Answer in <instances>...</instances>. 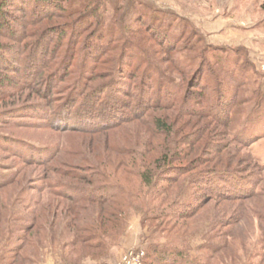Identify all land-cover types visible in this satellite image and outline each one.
<instances>
[{
  "label": "trees",
  "instance_id": "trees-1",
  "mask_svg": "<svg viewBox=\"0 0 264 264\" xmlns=\"http://www.w3.org/2000/svg\"><path fill=\"white\" fill-rule=\"evenodd\" d=\"M27 2L28 5H33L36 14L33 12L34 15L24 24L23 31L19 36L16 35L18 45L11 46L9 49L7 43L2 41L6 38L4 32L9 31L11 36H14L16 31L9 27V21H5L7 11H3V8L7 6L23 10ZM260 7L264 11V1ZM97 9L98 7L92 2L85 0H0V62L2 61V66L11 74L19 72L23 80L10 81L9 73L0 75V87L5 91L7 88L4 84L10 83L9 86L13 91L7 93L8 95L27 89V92H34L33 102L20 110V112H26L27 119H39L41 126L56 133L85 132L84 129H86L96 134L111 129V123H113L111 114L115 109L126 108L128 113L119 114L117 121L142 124L147 127L151 137L157 135L160 139V144L157 146L140 152L136 149L138 142L133 138L141 132L131 131L133 141H130L131 154L128 157L132 159V169L122 170L125 174L136 177L139 187L145 191H142L141 196H134L129 190L128 192L122 190L121 177L112 172L113 169L118 171L119 168L127 166L123 158L117 157L116 162L108 156L106 163H97L94 161L96 157L86 152L83 156L81 153H79L81 155L77 154L82 156L79 160L63 162L58 155L65 149L59 145L33 146L28 143L23 145L29 151L32 150L28 155L16 149L12 150L19 160L27 163L28 166L41 167L46 174L42 177L41 185L36 187L39 196L42 197L47 192L56 198H65L70 203L66 205L69 207H66L61 201L53 204L49 200L44 202L40 198L41 200L32 204L34 211L28 220L40 230L43 227V220L40 219L43 212L48 214L47 219L50 221L47 223H53L55 227L59 226L57 223L62 218L70 231L68 242L70 246L74 250L81 247L87 251L86 254L92 256L103 254L111 245V239L120 235L128 215L125 207H138L139 200L145 207L151 204L146 214L153 212L162 217L177 219V222L182 220L181 226L186 225L184 221L196 214V211L195 209L193 211L177 209L173 203L174 199L171 198L173 191L170 192L169 189L173 185L181 188L185 184L184 176L188 173L198 175V182L203 183L207 196H210L208 200L230 201L246 196L245 186L253 182L252 178L248 176L244 178L241 175L244 169L237 168L240 167L238 165L240 160L237 165L232 163L233 156L229 154H231L230 151L248 147L256 138L241 127V124L251 122L250 114H252L247 113L245 116L242 106L255 99L254 107L259 109L258 111L264 109L262 87L255 90L250 87L244 91L243 88L251 84L245 78L238 82L234 81L236 87L231 94L219 85L212 90L214 94L209 95L210 87L203 84L204 66L192 68L194 56L188 58L186 65L180 64L175 57L171 58V72L179 76L175 77L177 81L173 82L169 69L158 68L154 65L155 63L147 61L148 59L146 62L138 61L131 64L134 57L137 58L136 53H124L126 56L123 54L121 58L131 59L130 63L124 64L128 71L123 74L126 84L121 82V85H125H120L118 90L121 91L111 93L107 81L111 80L118 67L111 66V58H115L111 57V31L107 30L108 37L105 39V34L102 33L104 25L97 14ZM95 14L97 18L94 19ZM58 19L62 22H58ZM66 19L68 20L65 21ZM46 29L50 33H55L53 34L55 36H53L54 39L49 40V43H42ZM96 30L99 33L96 40L100 42V45L93 42L95 38L92 35ZM167 38L164 37L166 41ZM138 40L144 41L143 38ZM64 44L68 47L66 48L68 51L64 50ZM134 46L140 48L137 44ZM85 48L89 50L86 54L82 51ZM37 49L41 50L40 53ZM6 51H14V57L9 58ZM141 53L139 60H142L144 56ZM199 53L201 59L208 62L206 51ZM103 54L108 55L101 67L98 65V59ZM38 56L40 58L38 60L41 61L40 66L36 63ZM83 56H85L83 63L87 65L82 67L83 72L79 70L77 74V68L73 66V63L80 61ZM12 63L16 67L12 66ZM25 63H32V67L29 68L30 75L24 69ZM35 67H40V71L32 75ZM132 67L135 68L133 75L130 74ZM211 70L215 72V69L211 68ZM93 75L99 79H106L92 88L90 78L92 80ZM72 76L74 79L71 80ZM237 78L241 77L237 76ZM61 84H63L62 87ZM35 85L37 89L33 90L31 87ZM193 89H200V93L192 91ZM248 90H251L253 95L249 99L242 95ZM7 94L1 93L0 100L6 98ZM17 98L14 95V101L18 100ZM123 98H127L128 101ZM158 109L161 113H154ZM261 113L258 112L254 117L255 123L261 122L262 118L259 117ZM16 116L19 114L12 117ZM85 124H94L98 127L88 129L86 126L83 129ZM212 135H222L223 142L226 141L225 146L215 143ZM65 153L67 154L68 151ZM137 160H140L139 164ZM54 163H58L57 166H54ZM253 164L256 165V163ZM102 166L107 170L101 171ZM53 173L62 175L63 178L68 177L70 180L51 179L49 174ZM22 178L20 172H16L14 177L4 179L0 185H20ZM155 188L160 189V194L151 193ZM254 189L250 188L252 192L248 195H254ZM14 203L15 207L23 203L27 204L25 199L19 196L15 197ZM61 207L62 212L59 211ZM18 210L20 209L15 211L18 212ZM58 213L61 216L59 219ZM61 213H65L64 217ZM6 221H9L7 217ZM219 224L221 223H214V225ZM11 236L12 234L10 235L5 228L0 232V240L2 239L0 263L2 258L6 257L3 254V248L6 252H12L13 258L24 255L25 246L6 247L11 241ZM46 236L49 237V234ZM36 245L38 252L42 246ZM146 257L142 264H208L174 247H164L161 250L153 248L152 251L147 252Z\"/></svg>",
  "mask_w": 264,
  "mask_h": 264
},
{
  "label": "rangeland",
  "instance_id": "rangeland-1",
  "mask_svg": "<svg viewBox=\"0 0 264 264\" xmlns=\"http://www.w3.org/2000/svg\"><path fill=\"white\" fill-rule=\"evenodd\" d=\"M85 1L92 2L94 6L98 7L97 14L104 25L102 33L105 34V39L108 37L107 30L111 31V57H115L111 58V66L118 67L111 80L107 81L111 93L121 91L118 90L121 82L126 81L123 74L128 71L124 64L131 62V59L121 58L124 53H136L137 58L134 57L131 64L138 61L146 62L148 59L147 61L155 63L154 65L158 68L169 69L173 82H176L175 77L179 76L175 72H171V58L175 57L180 64L186 65L188 58L194 56L192 68L204 66L203 84L210 87L209 95H213L214 91L212 90L219 85L231 94L236 87V82L243 78L251 83L243 88L244 91L250 87L254 90L262 87L264 92V11L260 7L264 0ZM33 8V5H28V2L24 5L23 10L7 6L3 8V11H7L5 21H9V27L16 31L14 36H11L9 31L4 32L6 38L2 41L7 43L9 49L11 46L18 45L16 44L17 36L23 31L26 21L34 15L35 9ZM97 14L94 19L97 18ZM58 20V22H62V20ZM97 31L92 35L95 38L93 42L100 45V42L96 40L99 34ZM53 34L55 33H50L46 29L42 43H49L50 39H54L55 35ZM164 37H168L167 41ZM140 38H143L144 41L140 42L138 40ZM135 43L140 48L135 47ZM64 45L66 46V44ZM65 46L64 50L68 51V47ZM37 51L40 53L41 50L37 49ZM82 51H85V54L89 52L86 48ZM200 51H206L208 62L201 59ZM140 53L144 55L142 60L138 58ZM108 54L101 55L98 65L102 67ZM6 55L13 58L14 51H6ZM84 57L73 63V66L77 68V74L79 70L83 72L82 67L87 65V63H83ZM38 59H40L39 56L36 63L40 66L41 61ZM203 63L205 64L203 65ZM2 64L1 61L0 75L9 73L10 81H23L19 72L11 74L5 70L6 68ZM11 65L16 67L14 63ZM30 67H32V63L24 64V69L29 72V75ZM38 68H34L32 75H35L38 70L40 71V67ZM211 68L215 69V72ZM134 69V67L131 68V75L134 74ZM161 75L165 76L162 73ZM237 76L241 78H237ZM73 77L71 80L74 79ZM105 79H99L93 75L92 80L90 78V86L93 88ZM124 84L121 86H125ZM4 85L7 89L3 91L0 87V94L4 95L13 91L9 86L10 83ZM62 86L63 84H61ZM31 88L37 89L36 85ZM27 90L15 92L12 95L7 94L6 98L0 100V183L4 179L14 177L16 172H20V176L23 177L20 185H0V232L5 228L10 235L12 234L11 241L7 243L6 247L25 246L24 255L18 258H13V253L6 252V249L3 248V254L6 257L2 258L0 264H120L125 257L130 264H136L130 255L135 254L134 252L138 250L142 251V255H140V264H142L147 258L148 251H152L153 248L161 250L164 247L182 249L185 254L206 261L208 264H264V109L258 111L259 109L254 107L255 99L242 106L245 116L247 113L252 114H250L251 122L241 124V127L256 138L248 147L230 151L231 154H229L233 156L232 163L237 165L240 160V164H238L240 167L237 168L244 169L241 175L244 178L247 176L252 178L253 182L245 186L246 196L230 201L208 200L210 196H207L203 183L198 182V175L188 173L184 176L185 184L181 188H176L173 185L169 189L170 192L173 191L171 198L174 199L173 203L177 209H191V211L195 209L194 211H196V214L184 221L186 225L181 226L183 221L180 219L177 222V219L162 217L153 212L146 214V210L151 207V204L145 207L139 200L138 207H125L128 215L120 235H114L111 245L103 254L92 256L86 254L87 251L81 247L74 250L70 246L68 243L70 231L62 218L59 219L61 217L59 213V223H57L59 226L56 227L53 223H47L50 220L47 219L48 214L44 212L40 215L41 221L43 220V227L40 230L28 220L34 211L32 204L39 201L40 198L44 202L49 200L53 204L61 201L65 206L70 203L65 198H56L47 192L43 194L44 196H39L36 187L41 185L42 177L46 174L41 167L28 166L27 163L19 160L12 150L16 149L20 153L28 155L32 150L29 151L27 147L23 146L28 143L33 146L59 145L65 149L58 155L63 162L79 160L86 152L94 155L96 157L94 161L97 163H106L109 157H112L116 162L117 157L123 158L127 162V166L119 168L118 171L113 169L112 172L121 177L122 190L127 192L129 190L134 196H141L144 190L139 187L136 177L123 172L124 169L125 171L132 169V159L128 157L131 154L129 151L130 141L137 140L136 149L142 152L160 144V139L157 135L151 137L147 127L141 123V125H136V123L128 124L117 121L119 114L126 115L128 113L126 108L115 109L111 114L113 122L111 129L100 133L92 134L84 129L86 126L88 129L90 127L97 129L98 126L94 124H85L82 127L85 132L56 133L50 131L41 126L39 119H27L26 112H20L33 102L34 92H27ZM192 91L200 93V89ZM14 95L18 97V100L14 101ZM242 95L248 99L253 96L251 90L242 93ZM123 99L128 101L127 98ZM5 104L6 106H4ZM158 110L154 113H161ZM258 112H262L261 116L258 115L262 119L261 122L255 123L254 117ZM17 114L19 116L12 117ZM131 131H140L141 133L138 136L136 134L132 140ZM212 140L219 145L225 146L226 144V141L222 140V135H212ZM66 151H68L67 154ZM79 153L82 154L81 157L78 156L81 155ZM137 161L139 164L140 160ZM253 163H256L257 166ZM57 164L53 165L57 166ZM62 169L64 171V167ZM100 169H102L101 171L107 170L104 166ZM49 175L51 179L70 180L68 177L64 176L65 178H63L62 175L56 173ZM74 182L76 183L75 180ZM254 187L256 188L254 189ZM250 188L254 189V195H248L252 192ZM151 193L158 195L160 189L155 188ZM18 196L25 199L27 204L23 203L15 207V197ZM16 209L20 210L16 212ZM61 209L62 207L59 211ZM65 213H61L62 216ZM6 217L9 221H6ZM216 222L221 224L214 225ZM47 234L49 237L46 236ZM36 244L42 246L38 252ZM214 247L217 248L215 251Z\"/></svg>",
  "mask_w": 264,
  "mask_h": 264
},
{
  "label": "built area",
  "instance_id": "built-area-1",
  "mask_svg": "<svg viewBox=\"0 0 264 264\" xmlns=\"http://www.w3.org/2000/svg\"><path fill=\"white\" fill-rule=\"evenodd\" d=\"M135 254H131L130 256L132 257V259L134 260V261H136V264H140V258H141V256L140 255H142V251L140 252V250H138V251H135L134 252ZM139 253V254H138ZM120 264H130V262H127L126 261V257L123 259V261L120 263Z\"/></svg>",
  "mask_w": 264,
  "mask_h": 264
}]
</instances>
